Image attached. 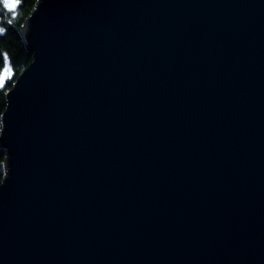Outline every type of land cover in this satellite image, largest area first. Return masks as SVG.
I'll list each match as a JSON object with an SVG mask.
<instances>
[{
    "label": "water",
    "instance_id": "1",
    "mask_svg": "<svg viewBox=\"0 0 264 264\" xmlns=\"http://www.w3.org/2000/svg\"><path fill=\"white\" fill-rule=\"evenodd\" d=\"M0 120V264H264V0H37Z\"/></svg>",
    "mask_w": 264,
    "mask_h": 264
},
{
    "label": "trees",
    "instance_id": "2",
    "mask_svg": "<svg viewBox=\"0 0 264 264\" xmlns=\"http://www.w3.org/2000/svg\"><path fill=\"white\" fill-rule=\"evenodd\" d=\"M37 0H20L14 11L9 12L0 3V26L5 28V32L0 34V79L6 67H11V72L5 77L4 85L0 87V120L1 113L5 108V92L12 86V83L19 73L26 68L31 61V55L24 48L18 29L34 7ZM12 22L9 24L8 21ZM7 54V61L4 57ZM4 150L0 146V182L3 177Z\"/></svg>",
    "mask_w": 264,
    "mask_h": 264
},
{
    "label": "snow or ice",
    "instance_id": "3",
    "mask_svg": "<svg viewBox=\"0 0 264 264\" xmlns=\"http://www.w3.org/2000/svg\"><path fill=\"white\" fill-rule=\"evenodd\" d=\"M0 3L3 4V7L8 9L9 12H12L13 15H15V7L16 5H18L20 3V0H12V2H10V0H0ZM12 21L9 20L8 23L10 24ZM5 32V28L3 26H0V34H3ZM5 61H7L8 57L7 54H5L4 57ZM5 72H11V67H6L5 68ZM4 85V81L2 79H0V87H2Z\"/></svg>",
    "mask_w": 264,
    "mask_h": 264
},
{
    "label": "rangeland",
    "instance_id": "4",
    "mask_svg": "<svg viewBox=\"0 0 264 264\" xmlns=\"http://www.w3.org/2000/svg\"><path fill=\"white\" fill-rule=\"evenodd\" d=\"M10 2H12V0H10ZM9 74V72H5V70L3 71V74L1 76V79L4 81L5 77Z\"/></svg>",
    "mask_w": 264,
    "mask_h": 264
}]
</instances>
